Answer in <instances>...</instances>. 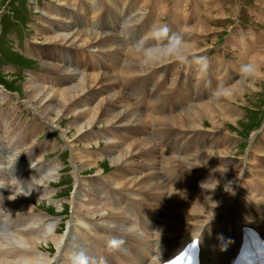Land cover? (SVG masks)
<instances>
[{"label": "bare ground", "instance_id": "obj_1", "mask_svg": "<svg viewBox=\"0 0 264 264\" xmlns=\"http://www.w3.org/2000/svg\"><path fill=\"white\" fill-rule=\"evenodd\" d=\"M55 1L58 4L57 8L60 6L65 7L63 10L65 11V15L68 18L72 16L70 14V9L74 7H78L79 1H82L83 5L88 2V0H55ZM90 1H91V5H90L89 13L83 10L81 7L78 8L77 19L74 22L80 23L83 20V25H81L80 28L76 30V32H73V35H70V33L52 35L50 29L46 27L47 25L43 24L44 20L46 21H48L49 19L56 20L54 19V17L50 16L49 14L55 17L65 18V15L63 13L62 15H59V13L61 12L60 9H58L57 11H53V10L49 11V9H45V11H43L44 16L41 19L42 24L39 27V32L41 34V38L43 39L44 44L55 45L58 43L59 44L63 43L61 47H64V45H66L65 47L67 48H76L73 52H69L66 50H60L58 52L60 53V56L64 60V62L69 64L68 66H62L60 68L61 72L68 75L69 80L71 82L76 80L77 83L72 87H68L67 89L62 90L59 93L58 92L48 93V91L45 90V87L42 86L41 81L40 80L36 81L35 79H33L32 76H30L28 82H26L25 84L26 85L25 89L28 93L26 98L27 99L26 105L30 106L32 103H34L32 104V108H33L32 111L35 113L34 114L35 117L32 120V123L25 128H32L33 130H35V132L37 133V137H39L38 134H40L42 131L45 130V128L49 126L51 127L53 125L54 127L60 126L61 123H58L57 126L55 124L57 123L58 117L60 119L69 116L74 118L72 120V125H70L67 128L70 129L74 127L75 130L77 131V135H74V138L73 137L70 138H73L72 142L76 144L83 143L85 149L90 148L92 146V142L88 139L89 136L88 132L94 129L95 126L94 124L96 122H98L99 124V126L97 125L98 127H100V124H103L104 122L106 127H104L103 129L126 127V126H132L135 128L130 136L131 142L132 141L134 142L130 143L129 145L122 144L123 145L122 151L118 146L114 144H113L114 146H110L112 145V141H107L111 143H107V145L102 148V151L104 152L105 150V152L107 153V154L104 153V155L108 156L107 158L109 159L110 165L113 166L114 168L113 170L114 177H117L118 179V182H116L117 179L114 181L115 183H117L114 184L116 186L113 185L109 187L120 188V191L122 193H125L126 198L125 197L122 198L119 194H115L116 196L115 198L116 200L119 201V204L115 205L116 206L115 209L112 207L114 211H108V210L104 211L103 209L101 210V207L107 208L108 200L102 199L101 202L99 201L98 203H96L93 198L94 196L92 197L89 191H85V189L82 188L80 183L76 187V193L74 192L75 193L74 205H73L74 217L72 216L73 227L72 229L70 228L71 229L70 233L74 232L76 235V232L78 230L83 229L77 226V221L79 220H81V222L83 221V219L90 220V218L97 216L96 214L99 213L100 211H103L104 213L114 212V214L112 215H109L107 213L108 216L110 217V220L107 219L109 220L108 222H110V224H108V227H106L107 236L105 237L103 236V240L106 239L105 247H103L99 251L100 253L98 254V255H104L107 258L109 264H154L156 258L159 257L160 254H161V261L166 260V258L173 256L178 250H181L186 245L190 244L191 240L197 238H199V246L200 248H202V254H199V260L202 259V264H229L232 261V257L234 253L238 252L239 250L240 232L242 231L243 227L250 228L252 231L255 232V241H260L259 240L260 238L264 240V187L260 188L254 185H246L245 187L244 185L241 186L242 182H244L243 180L246 175L250 173L260 174V172H264L263 166L260 165L264 157L258 156V151L255 149L256 147L252 148L251 146L249 150L251 149L250 151L252 152V155L254 153L256 154L258 161V163H256L257 165L254 162H252L250 158L248 159V157L242 160L239 158L240 160L237 159L238 161L234 160V162H237V164H234L233 162L234 165H231L232 163L228 162L229 161L228 159L226 163V167L228 169V171H226L227 172L226 180L223 174V170L221 169V163H215L211 159L217 157L218 155L228 156L233 152V150L229 152L227 146L224 145L225 142L228 145L229 143H231L228 137L226 136V135H230L226 126H228L227 125L228 121H230L232 123L231 125L233 126V122L234 123L237 122L238 119L242 117L240 106H243L242 104H245V101L243 99L244 95L249 94L251 90L256 91L257 82L260 83L264 79L263 78L264 62L262 63V60H264V54L263 56H260V53L258 54V49L255 48L257 45H261L262 43L264 44V37L258 36L254 41L248 40L247 38L237 37L238 39L243 40V43L241 44L238 42V39H236L235 37L236 30L230 32L228 36L230 38L229 39L227 38L228 41L226 43L230 45L233 42L236 43L237 44L236 50H239L238 47H240L241 45H243L245 49L242 53L240 51H237V54H235V56L238 58L237 59L238 61H236V63L232 62L228 64V61H224L223 64V58H221V61L219 60L220 62L219 64L221 65L220 66L218 65L217 67L222 69L225 75L227 74V70L225 66L226 67L228 66L229 68L230 73L226 76L228 78V84L230 85H227L225 87V90L222 91L221 93H217L215 91L212 94L207 93L208 95L206 96L198 94L196 98L197 99L196 102H193L192 99H188V100L185 99L187 95H184V91H183L184 88L182 89L183 86H180V84L182 85V82H184L182 80L183 77L180 78L179 76H177L180 72L176 71V73H172L173 69L170 68L169 65L172 63L175 64V61H171V60L165 61L157 66L152 67L150 70H143L140 67L139 57H137L136 54L129 47L130 41L126 46L123 45L124 43L123 44L121 43V46H124V48L122 49L124 50V53L127 52L129 54L127 55V60L124 62V59L122 57L120 60L114 58L116 54H114L113 51L114 50L118 51L119 46L118 48L115 47L112 49L113 46L110 45H115V43L119 44L118 40H116L115 38V36L120 35L117 33L119 29L118 27H121L122 29L121 35L124 33L125 30L128 31L133 30L135 32L133 38L137 39L140 36H143L146 33H148L151 26L153 24H157L156 20L153 21V23H150L148 28L142 29L141 18L136 14L138 10L137 12H134L135 14L134 13L123 14L122 12L126 11L127 9L126 7L124 8L121 7L120 14L122 13L121 16L124 17L123 20L121 19L118 20L117 25L114 26L115 27V31H114L113 27L104 26L102 23V20L104 19L102 13L104 11L105 4L106 5L108 4V0H90ZM117 1L118 0H114V3H116ZM195 1L197 3L195 6L196 10L199 9L201 10V8H203L204 5L200 4V0H195ZM207 1H208V5H206L207 7L205 6L204 10L210 11V9L212 8L213 0H207ZM173 2L175 7L182 3L181 0H173ZM175 7H173V9ZM106 9H105V13L108 12ZM161 9H162L161 12H164L165 7L162 6ZM0 15H2V12L0 13ZM47 17H49V19ZM96 17H98L99 26L94 31L92 27L97 26V22L94 20V18ZM181 21H183V18ZM205 24L206 23L204 21L199 20L195 23L191 31L197 32L200 35L205 34L208 32L207 30L209 29V28H205ZM136 26L137 27L139 26L138 29H136ZM196 26H198L199 30H196L197 29ZM170 30L172 32H175L171 28ZM114 32H116L117 34H115ZM259 35H261V33ZM249 36L250 38L252 36H253L252 38H255L254 34H250ZM243 37H247V36L244 35ZM184 38L187 41V45L192 53H198L203 51L204 48L201 50V47L205 44L196 41V39L198 38L196 39L191 37L189 38L188 36ZM261 38L263 42L261 41ZM76 40L78 41L77 43ZM67 41H71V43L67 44ZM247 41H251V42H247ZM79 44L82 47L81 51L78 50ZM261 48H259L260 52L262 51ZM91 50L93 51L97 50L101 58H109L111 61H113V64L111 63L109 64V66L111 67L109 71H107L106 73H104V71L100 72L99 67H97V64L100 63V61L95 57V55L92 54ZM249 56L251 57L250 59ZM88 57H94L95 59H93L92 65L88 68V72L84 73L83 72L85 67L84 64L86 63V58ZM248 59L249 62L257 65L259 70L256 71L250 78L247 79L239 78L238 81L233 84L232 78L235 76L234 74L241 72V66L243 64H246L245 62H247ZM109 61L107 62L109 63ZM118 63H120V65H117ZM121 64H122V68H125L122 73V74L125 73L126 75V77L124 78L125 81L131 79L135 81L136 78L142 75H144L146 78L149 76L148 73L152 74L154 72L157 78H159L160 76L165 78L163 81L164 84L157 85L155 81L152 83L150 81V77L148 78L149 82H147V84L150 83L154 88L153 91L154 93H152L150 97L156 98L155 100L156 106L154 105H153L154 107L152 106V108L150 109L151 113L153 114L168 113V115L164 116L163 119L158 120L157 118L158 122L156 123L160 125V128L163 129V131L160 132L158 135L152 134L153 136L149 137L148 135L149 133H146L147 130L144 131L142 129V126L144 125L143 123L145 122L139 119V114L137 112H134L130 109L129 102L127 103L125 101L122 93L120 92V89L118 91H115L116 87L114 86L115 82L113 83L112 81V75L119 73L117 69L121 67ZM76 67L78 68L77 69L78 75L74 74V72H76ZM217 67L214 70V74L222 75V72L218 73ZM51 68L55 69L54 67ZM184 68L187 67L183 66V70H186ZM233 71H235L234 74ZM93 72H95L96 75H94ZM108 72L110 73L113 72V73L109 74ZM72 75H74L73 78H71ZM116 85L118 87V83ZM167 85L170 87H175L174 93L177 92L178 95L177 97L180 100L176 97L175 98L176 102L173 103L172 93L169 94L168 90H167L168 94L166 93L167 95H165L164 88ZM95 88L97 90L103 88L108 92V94H105L102 99L95 100L94 95L92 94V91ZM189 91L192 95L195 94L192 91V89L190 90V87L189 90L186 91V93H188ZM2 93L3 92L0 91V97L2 96L1 98L3 100H6L8 96ZM57 94L59 95L58 102L55 99L49 98L50 96H55ZM173 96L175 97L174 94ZM211 96L212 99H210ZM177 99L179 101H177ZM10 100L13 101V99L11 98ZM238 101H241V103ZM83 102H87L89 106L83 108L84 107ZM112 102L116 103V106L119 107L120 109L119 111L114 112L109 108V104ZM105 103H107V107L112 113L105 111L103 107ZM187 104H191V105L187 106ZM14 106H12L11 108L13 111L11 112L13 114H15L19 110V107H14ZM78 107L82 108L81 111L78 109ZM167 109L170 111L164 112ZM102 112H104V116L100 115ZM228 112H230V115H227ZM169 113L177 114V115L172 116ZM37 119L41 120V122L38 121L37 123L36 122ZM225 120H227L226 123ZM10 122L11 125L8 128H6L5 130L0 129V136L4 137L8 143V146H10L9 144H11L10 148H12V151L10 152L11 153L10 156L7 157L8 160L10 159V161L8 162V166L6 168V167H2L3 165H1L0 172L2 174L7 175L8 178L6 180L8 182H14L13 179H17L21 183L24 184L28 183V185L31 188H33V191L31 192V195L28 197H23V196L17 197L16 199L19 202L16 208H12L11 205L12 202H9L7 198L5 199L6 201L5 200L2 201L7 203L8 209H4L1 202L0 218L3 215H8L7 213L8 211L10 213L9 216L14 218H22V221L24 222V227L13 233H10V235L7 234L6 236H12V238L8 240H6V238L9 237L3 238V236H5L4 233L2 234V236H0L3 238V242L0 241V248L2 250L7 251V255L0 252V264H67V260H66L67 253L73 248L72 247L73 243H70V241L72 240L71 238L74 236L71 234V235H64L62 236V238H59L60 236L57 238L56 235H58L57 232H59V230L57 231L53 227L54 225L53 226L51 225L52 227H48L46 225L44 226L43 223L44 218L42 214L41 216L37 215V213L35 214L36 206L32 201L33 199H37L40 202L43 199L50 201L52 197L51 194L52 191L49 190V187L51 186L50 180L54 179V175H53L54 172L58 171L60 168L58 169L57 166L54 164H44L45 162H42L44 165L48 167V171L45 174L41 175V178L39 179H31V181H26L25 180L26 175L33 171L35 172V170L41 169V166L39 165L40 163L38 161V163L35 162L36 165L34 167L32 168L28 167V165L30 164L32 165V163H34V161H32L31 159H28L30 155L28 156L24 155L25 153L23 150H18L17 148H15L16 145L15 134L17 135V137L19 136L22 137L21 128H24V125L25 123H27V121L25 120L24 122L21 123L19 121V117L14 116L12 119H10ZM205 123H209V125H207L208 126L207 128L205 127ZM202 129L206 130L212 135L201 131ZM195 131L196 133L192 134V132ZM37 137L32 138L31 140L32 144H35V140L37 139ZM166 137L170 139V144L167 149L162 145L163 144L162 141ZM65 138L66 140L69 139L67 136H65ZM260 138H261L260 141L262 142L261 147H263L264 134ZM72 142H68L70 148H74L76 146L75 144L72 146L71 144ZM237 142L238 140H235L236 144ZM213 145L217 146L216 152L215 150L211 152L209 151L210 147L213 148ZM94 146H98V143H96V141ZM44 148L47 151H51L52 149L50 148V145L49 146L44 145ZM99 148L100 147H98L97 149ZM154 148L156 149V155H153L150 161L145 163H140V166L143 169L142 176L140 175V177L137 178H128L124 175L125 167L135 161L134 155L139 154L145 156L146 154H150V152H152ZM72 152L75 153L76 151L72 150ZM159 153L161 154L163 153L162 157L165 156L167 160L164 163V165L158 170V160L162 158L159 156ZM75 155L76 156L78 155V157L79 156L82 157L83 159H85V161L87 160L88 163L87 165L89 166L100 167L98 164L99 158L95 157L96 159H89L87 157L82 156L83 154L75 153ZM25 161H29V164L28 165L24 164L23 162ZM208 162L213 165L208 164ZM16 163H21L19 169ZM9 165H11L10 166L11 168H14V170H16L17 173L15 174H17V176L15 174H14L15 176L10 175L11 174L9 172L10 168L8 169ZM253 168H255L256 170L255 172L251 171ZM100 171H98V173ZM201 172L204 173L207 172L211 174L205 173L206 175H201L200 174ZM106 177L111 180V181L109 180L108 183L109 182L112 183L113 178L109 175ZM107 178L105 179L107 180ZM253 178L256 179L255 177ZM186 179L189 180L190 183L189 186L193 190L191 189V191L188 192V190L190 189L189 187L188 190H184V188L182 187L183 190L187 192L182 191L180 193V192H173L169 188L171 183L180 182L182 180L184 182V180ZM101 180L103 181L102 178ZM217 181H222V182L226 181V182L222 185H219ZM180 187L181 186H179V188ZM220 188H222L221 192H220ZM130 190L132 191L134 190L137 191V193L139 192L143 194L152 193L150 195L153 198L157 197L158 195L165 196L164 206H165L166 215L164 218L161 219L162 221L161 223L157 224V222L154 223L150 221L152 217L150 220L148 219V214H150V211L153 210V208L152 209L150 208L149 210L148 207L146 206L143 205L139 206L138 202L140 203V201H136L137 196L135 195V192L134 191L128 193L125 192ZM4 191L5 192L3 194L0 193V197L5 196L6 194H7L6 197H8L11 194L9 188L8 190H4ZM239 192L243 193L244 195L243 197H245V200L246 199L250 200L251 199L250 197H252L250 194H254V193L256 194V198L257 196L259 198V199L257 198L258 201L256 202L257 206L258 204L259 206L258 208H255L259 216L253 217V219L245 220L247 224L240 222L239 218L236 216V214L237 215L241 214L242 209L241 210L236 209V213H235L234 208L232 206V203L234 202V198L236 197V195H238L237 193ZM82 196L84 197L83 199L81 198ZM252 198L254 199L255 197ZM125 201L131 205L126 204ZM147 204L149 205L150 203L148 202ZM122 206H124L123 210L125 212L119 213V210L123 211L120 209ZM191 213H197L200 216L206 217V219H209L211 217L213 218L216 214L219 213L220 218H217V221L221 219L222 223H219L218 228H215L214 230H210L207 222L206 223L204 222L205 220L195 222L196 221L195 219V221L193 220L194 221L193 223L187 221L186 220L187 216L192 215ZM83 214L85 216H83ZM82 216L84 217L83 219ZM88 216L90 218H88ZM132 217L135 218L133 219ZM115 218L117 219V221H114L116 220ZM131 220L136 222V224L140 228V230H138L140 233H137V230H134L133 224H131L130 226V222L132 223ZM84 221L83 223H85ZM100 221L102 222V220ZM85 224H83V226H85ZM70 225L72 226V224ZM99 225L101 226V224ZM99 225L97 224L96 227L98 228ZM147 225L149 226L146 229ZM90 228H93V224L92 227ZM206 228L208 231L204 232V229ZM39 229L43 231V235L41 237L38 234ZM96 231L95 233H98ZM27 233L30 234L27 236L26 235ZM88 233L86 234L88 235ZM217 234L232 236L234 237V240L230 238L231 241H227L224 247L220 244L222 242L220 241ZM113 238L123 240L124 244L121 246L119 250L109 252L107 248L108 241ZM206 238L209 241H211L209 244H206ZM47 240L52 241L58 248L57 250L59 255L56 256L52 262H50L51 258L46 259L42 256L43 254L42 255L40 254L42 250V246H40V244L41 243L43 244L44 242L48 243L49 241ZM85 241L86 240H84V242ZM172 242H175V245H173ZM76 245H77V241H76ZM52 251L53 248L51 246H48L47 247L48 254H50ZM10 254H13V257H10L9 256Z\"/></svg>", "mask_w": 264, "mask_h": 264}, {"label": "rangeland", "instance_id": "obj_2", "mask_svg": "<svg viewBox=\"0 0 264 264\" xmlns=\"http://www.w3.org/2000/svg\"><path fill=\"white\" fill-rule=\"evenodd\" d=\"M142 1H140V0H118L116 3H114V0H108V4L107 5L105 4V8H104V11L102 13V15L104 16L102 23L104 26L113 27V29L115 31L114 26L117 25L118 20H120V19L123 20L124 16H121L122 13L123 14L124 13L130 14V13L137 12V10H138V12L136 14L138 16H140V18H141V21H142V27L141 28L142 29L148 28L149 24L153 23V21L156 20L157 24H166L169 28H171L175 32H177V31L181 32L184 35V37L188 36L189 38L190 37L195 38V39L198 38V39H196V41H199V42H202L203 44H205L201 47V50L204 48L203 51L198 52V54L203 53L204 55H207L211 61V64H210L211 68L210 69H212V70L209 69V71L206 74H200L197 71H195V69H190L188 66L182 65L178 62H175V64H178V65H175L173 63L169 65L170 68L173 69L172 73H176V71L180 72L177 76H179L180 78L183 77L182 80L184 82H182V85L180 84V86L186 85V86H184V89L186 88L185 90L182 87V89L184 91V95H186V91H188V88H189V86L187 87L188 83L192 87L194 86V84L191 81L196 80L200 83L204 82L205 80L210 81L211 86L209 87V90L205 91L202 94L201 92H199L197 90L193 91V89H192V91L195 94L194 95L191 94V98L186 97L185 98L186 100L192 99V96H195V98H197L198 94L206 96V95H208L207 93L212 94L215 91L217 93H221L222 91L225 90V87L227 85H230V84H228V78L226 76L230 73L229 68H228V66L227 67L225 66V68L227 70V74L225 75V73L222 71V69L217 67L218 65L219 66L221 65V64H219L220 63L219 60L221 61V58H223V64H224V61H228V64L232 63V62L236 63V61H238L237 60L238 58L235 56V54H237V51H240L242 53L245 50L243 45L238 47L239 50H236V47H237L236 43L233 42L231 45L226 43L228 41V39L230 38V37H228L230 32L236 30V33H235L236 39H238L237 37H240V38L242 37V38H247L248 40L254 41V40H256V37H258V36L264 37V0H213L212 8L210 9V11L204 10L205 6L208 5L207 0H200V4L204 5L203 8H201V10L200 9L196 10L195 6L197 3L195 0H192V1L191 0H181L182 3L177 5L176 7L173 4L174 3L173 0H165V1L164 0H142ZM90 5H91L90 0H88V2L84 5H83L82 1H79L78 7H74L72 9H70V14L72 16H70V18H68L65 15V11L63 10L65 7L60 6L57 8L58 4L55 0H0V12H2V15H0V91L3 92L2 94H6L8 96V98L6 100H3L1 98L2 96L0 97V129L5 130L6 128H8L11 125L10 119H12L14 116H18L19 121L21 123L24 122L25 120L27 121V123H25V125H24V128H21L22 137L19 136L20 137L19 138L15 134V138H16L15 148H17L18 150H23L25 153L24 155H27V156L30 155L29 156L30 158L28 157V159H31L32 161H34V163H32V165L31 164L28 165L29 161L23 162L24 164H26V165H28V167L32 168L36 165L35 162L38 163V161H39V163H40L39 165L41 166V169L35 170V172L33 171L34 173L31 172V173L27 174L25 180L31 181V179L41 178V175L45 174L48 171V167L44 164H54L57 166L58 169L60 168L58 171L54 172V174H53L54 179L50 180L51 186L49 187V190L52 191L51 192L52 197H51L50 201L45 200V199L41 200V202L37 199L32 200L34 202V205L36 206L35 214L37 213V215H39V216H41V214H42V216L44 218V221H43L44 226L46 225L48 227H52L54 225L53 227L57 231L59 230V232H57L58 235H56L57 238L59 236H60L59 238H62V236H64V235H71L72 234L74 237L71 238L73 241L71 240L70 243H73L72 244L73 248L80 247L82 244L88 245V247H90V245H91L93 247V249L99 254L100 253L99 251L103 247H105V240L106 239L103 240V236L104 237L107 236L106 235V229H107L106 227H108V224H110V222H108L110 220V217L108 216V214L112 215V214H114V212H112V213L107 212L108 213L107 214V213H104L103 211H100L99 213L96 214L97 216H95L93 218H90L88 216V218H90V220L89 219H83L84 218L83 216H85L83 214V216H82L83 221L85 220L84 221L85 223L87 221L88 222L85 224V223H83V221L81 222V220L77 221V226H79L83 229L78 230L77 231L78 233L76 232V235L74 232L70 233V230L73 227V223H72V219L74 217L73 216V210H74L73 205H74V195L76 193V187L81 183L82 188L85 189V191H89L90 194L92 195V197L94 196L93 198H94L96 203H98L99 201L101 202L102 199H107L108 200L107 201V208L101 207V210L103 209L104 211H107V210L108 211H114L113 208L115 209V207H116L115 205L119 204V201L116 200V198H115L116 197L115 194H119L122 198H124V197L126 198V195H125V193H122L120 191V188H116V187L110 188L114 184H117L114 182L117 179V177H114V175H113L114 168H113V166L110 165L109 159L107 158L108 156L104 155V153H106V152H105V150L103 152L102 148L105 147L107 145V143H111V142H107V141H112V145H110V146L116 145L122 151L124 144L129 145L130 143L134 142V141L131 142L130 136H131V133L133 132V130L135 128L132 126H126V127H115V128L103 129L104 127H106L105 123L103 122V124H100V127H98L99 124H98V122H96L97 124L96 123L94 124L95 125L94 129L90 130L88 132L89 133L88 139L92 142V146L90 148H86V149H85L83 143L82 144H76V143L72 142L74 135H77V131L75 130L74 127L70 128V129H68L67 127L72 125V120L74 119L73 117L69 116V117H65L62 119H60L58 117L57 123H55V124L57 126L58 123H61V125L57 126V127H54V125L52 127L51 126H49L47 128L44 127L45 130L40 133L41 135L38 134L39 137H37V133L32 128H25V127H28L32 123V120L35 117V115H34L35 113L32 111V109H33L32 104H34V103H32L30 106L26 105L27 104L26 98H27L28 93L25 89V87H26L25 84H26V82H28L30 76H32L33 79H35L36 81L40 80L42 86L45 87V90H47L48 93H53V92L59 93L62 90L67 89L68 87H72L77 83L76 80L71 82L69 80L68 75L61 72L60 68L62 66H68L69 64L64 62V60L60 56V53L58 52L60 50H66L69 52H73L76 48H67V47H65L66 45H64V47H61L63 45V43L62 44L58 43L55 45L43 43V39L41 38V34L39 32V27L42 24L41 19L44 16L43 11H45V9H49V11L50 10L57 11L58 9H60L61 12L59 13V15H62V13L65 15V18H62V17H55V16L48 13L50 16L54 17V19H56V20H51V19H49V17H47L49 20L48 21L44 20L43 24L47 25L46 27H48L50 29V32L52 35H54V34H66V33H70V35H73V32H76V30H78L80 28V26L83 25V20L80 23L74 22L77 19L78 8L81 7L83 10H85L89 13ZM127 6H129V7H127ZM162 6L165 7L164 12H161ZM121 7H123V8L126 7L127 10L120 14V8ZM142 7H144V8H142ZM173 7H175V8L173 9ZM105 9L108 11L107 13H105ZM46 11H48V10H46ZM104 14H106V15H104ZM132 16H133V14H132ZM182 18H183V21H181ZM94 20L97 22V26L92 27V29L95 31L96 28L99 26L98 17L94 18ZM199 20H202L206 23L205 28H209L207 30L208 32L205 34H202V35H200L197 32L191 31L193 26L195 25V23ZM198 26H196V28H197L196 30H199ZM138 27L136 26V29H138ZM118 28L119 29H118L117 33L120 35L115 36V38H116V40H118L119 44L115 43V45H110V46H113L112 49L115 47L118 48V46H119L118 51L116 50L117 52L115 50L113 51V53L116 54V56H114V58L117 60H120L122 57L124 59V62H125L127 60V55H129V54L127 52L124 53V50H122V49L124 48V46H126L129 43V41L131 43L132 41L135 40L133 38V35L135 34V32L133 30H131V31L125 30L124 33L121 35L122 29H121V27H118ZM237 31L239 32V34ZM190 32H192V33H190ZM114 33L117 34L116 32H114ZM260 33H261V35H259ZM242 34H243V36L246 35L247 37H243ZM250 34H254L255 38H252L253 37L252 36L251 37L252 39H251L249 36ZM126 36H127V38H126ZM121 37H122V39H121ZM261 41L263 42L262 38H261ZM77 42L78 41L76 40V43ZM238 42L242 44L243 40L238 39ZM247 42H251V41H247ZM70 43H71V41H67V44H70ZM121 43L122 44L124 43L123 44L124 46H121ZM78 46H79L78 50L81 51V49H82L81 45L79 44ZM120 47H122V48H120ZM255 48L258 49V54L260 53V56H263L264 44L262 43L261 45H257ZM259 48H261V50H262L261 52L259 51ZM105 49H107V48H105ZM119 51H121V52H119ZM91 52L100 61V63L97 64V67H99L100 72L104 71V73H106L107 71H109L111 68L109 66V64L110 63L113 64V61H111L109 58H101V56L97 52V50H94V51L91 50ZM122 52L124 55L122 54ZM117 56H119V57H117ZM250 56H249V59L251 58ZM93 59H95V58L94 57L86 58V63L84 64L85 67H84V71H83L84 73L88 72V68L92 65ZM213 59H214V61H213ZM217 59H218V62H217ZM249 59L245 63H249ZM106 60L107 61L110 60L109 63ZM239 62H240V60H239ZM263 62H264V60H262V63ZM63 63H64V65H63ZM117 65H120V63H118ZM183 66L187 67V68H184L186 70H183ZM263 66H264V64H263ZM51 67H54L55 69H52ZM216 67H217L218 73L222 72V75L214 74V70ZM175 68H176V70H175ZM77 69L78 68L76 67V72H74L75 75H78ZM119 69H117L119 72L118 74L112 75V81H113V83L115 82L114 86L116 87L115 91H118L120 89V92L122 93L125 101L127 103L129 102L130 109L134 112H137L139 114V119H141V120H143V122H145V123H143L144 125L142 126V129L144 131L147 130L146 133H149L148 134L149 137L153 136L150 134V130L152 127H153V133L152 134L158 135L160 132L163 131V129L160 128V125H158L156 123V122H158L157 118H158V120L163 119V117L168 115V113H164V114H153V113H151L150 109L152 108V106L153 105L156 106L155 105L156 104V102H155L156 98L150 97L151 94L154 93L153 92L154 88L152 87V85L150 83L147 84V82H149L148 78L150 77V81L152 83L155 81L157 85L164 84L163 81L165 78L161 77V76L159 77L160 79L157 78V76L154 72L152 74L148 73L149 76L146 78L144 75H142V76H140L141 78L138 77L135 79V81L133 79L128 80V81L126 80L127 81V83H126V81L124 79L126 77V75H125V73L122 74L125 68H122V64H121V67ZM93 73H94V75H96L95 72H93ZM108 73L112 74L113 72H111V73L108 72ZM234 73H235V71H233V74ZM262 73H263V71H262ZM234 75L235 76L232 78L233 84L235 82H237L239 78H241L242 73L239 72V73H236ZM73 76L74 75H72L71 78H73ZM121 77H122V79H121ZM116 78H118V79H116ZM114 79H116V80H114ZM161 79H163V80H161ZM122 80H124V81H122ZM116 81L118 83V87L116 85L117 84ZM167 86L164 88L165 95H167L168 92H169V94L172 93V102L175 103L176 102L175 98L178 96L177 92L174 93L175 87H170V86L167 87ZM46 87H48V88H46ZM167 90H168V92H167ZM190 90H191V88H190ZM92 94L94 95L95 100H99V99H102L105 94H108V92L103 88L100 90H97L95 88L92 91ZM173 94L175 95V97L173 96ZM58 97H59V95L57 94L55 96H50L49 98L55 99L58 102L59 101ZM10 98L13 99V101H11ZM136 98H138V99H136ZM178 99H177V101L180 100V99L179 100ZM210 99H212V96L210 97ZM243 99L245 101V104H242L243 106H240V110L242 112V117L240 119H238L237 122H235V123L233 122V126L231 125L232 123L230 121H228V123H227L228 126H226L228 129V132L230 134V135H226V136L228 137V139L230 140L231 143H229V145H228L225 142L224 145L227 146V149L229 152L232 150H233V152L228 156L218 155L217 157L211 159L215 163H221V169L223 170L225 180H226V173H227L226 171H228V169L226 167V163H227L228 159H229L228 162L232 163L231 165L237 164V162H234V160L238 161L240 159L241 160L244 158L246 159V157H248V159L250 158V160L252 162H254L255 164L258 163L256 154L254 153L252 155V152L250 151L251 149L249 150V148L251 146H252V148L256 147L255 149L258 151V156L264 157V146L261 147L262 142L260 141L261 140L260 137L264 134V127H263V124H264V79L260 83L257 82L256 91L251 90L249 94L244 95ZM195 100H197V99H195ZM238 102L241 103V101H238ZM190 105L191 104H187V106H190ZM12 106L19 107V110L15 114L12 113L13 112L11 109ZM83 106H84L83 108H85V107H88L89 105L87 102H83ZM103 107H104L105 111L112 113L108 109L107 103H105L103 105ZM109 108L114 112H117L120 110L119 107L116 106L115 102L110 103ZM78 109L81 111L82 108L78 107ZM168 111H170V110L167 109L164 112H168ZM143 114H145V115H143ZM100 115L104 116V112H102ZM170 115L175 116L177 114H170ZM227 115H230V112H228ZM38 121L41 122V120L37 119L36 122L38 123ZM226 122H227V120H225V123ZM207 125H209V123H205L206 128L208 127ZM54 128H56V129H54ZM74 130L76 133L74 132ZM103 131L105 134L103 133ZM201 131L209 133L203 129ZM62 133H63V136H62ZM193 133H196V131L192 132V134ZM209 134H211V133H209ZM64 135L67 136L69 139L66 140ZM33 137H37V139L35 140V144L31 143V140ZM70 137H73V138H70ZM3 139L5 142L3 141ZM235 140H238L237 144L235 143ZM8 141H9V139H8ZM95 141H96V143H98V146H94ZM68 142H72L71 143L72 146L74 144L76 146L74 148H70ZM93 142H94V144H93ZM38 143H40V144H38ZM162 143H163L162 144L163 147H165L167 149L169 144H170V139L168 137H166L163 139ZM9 145L10 146H8V143L5 140V138L0 136V166L3 165L2 167H6V168L8 166V162L10 161V159L8 160L7 157L10 156V154H11L10 152L12 151V148H10L11 144H9ZM44 145L45 146L50 145V148H52L51 151H47L44 148ZM98 147H100V148L97 149ZM216 147H217L216 145H213V148L210 147L209 151L211 152V151L215 150V152H216ZM72 150H75L76 151L75 153H77V154H83L82 156L87 157L89 159L99 158L98 164L100 167H96V166L94 167V166L87 165L88 164L87 160L85 161V159H83L80 156H79L80 157L79 158L78 155L76 156L75 153L72 152ZM78 152H80V153H78ZM96 155H98V156H96ZM153 155H156V149L155 148L153 149L152 152H150V154H146L145 156H142L139 154L134 155L135 161L130 163L129 165H127L125 167L124 175L128 178H137V177H140V175L142 176L143 169L140 166V163H145V162L150 161ZM81 159H83V160H81ZM166 160H167V158L165 156L162 157L160 160H158V170L164 165ZM52 161H54L56 164ZM42 162H45V163L43 164ZM233 162H234V164H233ZM208 164L213 165L209 162H208ZM11 165H9V167H8V169L10 168L9 172L11 173V174L10 173L9 174L11 176H15V175L17 176V174H15V173H17L16 170H14V168H11L10 167ZM16 165L18 166V169H19L21 166V163H16ZM210 165H208V166H210ZM260 165L263 166V168H264V158L261 161ZM82 167H84V168H82ZM253 169H254V171H253ZM253 169L251 171L255 172L256 171L255 168H253ZM98 171H100L99 172L100 174L98 173ZM20 172H22V171H20ZM101 172H102V174H101ZM205 173H207V172H205ZM205 173L201 172L200 174L206 175ZM207 174H211V173H207ZM108 175L113 178V179L111 178L112 183L109 182L111 185L108 183V181L110 179H108L106 177ZM0 176L2 177V178L0 177L1 178L0 184L3 182L2 184L7 185L5 187L0 188V193L3 194L5 192L4 190H8V188H9L8 185H11L13 182H8L6 180L8 178L6 174H2L0 172ZM97 177H100V178H97ZM253 177H255L256 179H254ZM101 178L103 179L104 182L101 180ZM105 178H107V180ZM9 179H10V177H9ZM243 181L244 182H242L241 186L244 185V187H245L246 185H254V186L262 188V187H264V172H260V174L250 173V174L245 176ZM116 182H118V179L116 180ZM217 182L219 183V185H222L226 181L225 182L217 181ZM189 184H190L189 180L186 179V180H184V182L182 180L180 182L171 183L169 188L173 192H180V193L182 191L187 192L184 190H188L190 188L188 190V192H189L192 189L189 186ZM114 186H116V185H114ZM179 186H181V187L179 188ZM182 187L184 188V190ZM186 187H187V189H186ZM114 189H116V190H114ZM175 189H177V190L180 189V190L177 191ZM221 189L222 188H220V192H221ZM122 191H124V190H122ZM133 191L130 190V191H125V192L128 193V192H133ZM134 192H135V195L137 196L136 201H140V203H142L141 205L148 207L149 210H150V208L151 209L153 208V210L150 211V214H148V219L150 220L152 217V219L150 221H152L154 223L157 222V224L161 223L162 222L161 219L164 218L166 215L165 206H164L165 205V203H164L165 202V196L158 195L157 197L153 198L150 195L152 193L143 194V193H139V192L137 193V191H134ZM103 193H104V195H103ZM237 194L238 195H236V197L234 198V202L232 203V206L234 208L235 213H236V209H240V210L242 209L241 214L240 215L236 214V216L239 218L240 222L247 224L245 222V220L253 219V217L259 216V214L255 210V208H258V206H259V204L257 206V203H256L259 198L257 196V198H258L257 199L256 194L254 193V194H250L252 197H255L254 199L252 197H250L251 198L250 200L249 199L245 200V197H243L244 196L243 193L239 192ZM6 196H7V194L5 196H2L3 199H0V205L2 202V206L4 207V209H8L7 203L2 201V200H5L7 198ZM97 196H99V197H97ZM240 196H241V198H240ZM112 197H114V198H112ZM81 198L83 199L84 197L82 196ZM97 199H98V201H97ZM159 200H160V202H159ZM8 201L12 202L11 203L12 208H16L17 204L19 202L17 199L8 200ZM37 202H40V203H37ZM148 202L150 203L149 205L147 204ZM111 204H112V206H111ZM123 207L124 206H122L120 209L123 210ZM142 208H144V207H142ZM120 212L124 213L125 211L119 210V213ZM99 214H100V216H99ZM101 214H102V216H101ZM191 214L192 215L187 216V219H186L187 221H190V223H193L195 221V219H196L195 222L205 220L204 222L205 223L207 222L210 230H214L215 228H218L219 223H222L221 219L219 220L221 222L217 221V218H220L219 213L215 215L217 217L214 216L213 218L211 217L209 219H206V217L200 216L197 213H191ZM132 218L134 219L135 217H132ZM107 219H109V220H107ZM100 220H102V222ZM103 221H104L105 225L103 224ZM114 221H117V219ZM80 223H82V224H80ZM106 223H107V225H106ZM0 224H4V228L6 229L4 231L5 236H3V238L9 237V238H6V240L12 238V236H6L7 234L10 235V233H13V232L24 227V222L22 221V218H14V217H11L9 215H3L0 218ZM70 224H72V226ZM83 224H85V226H83ZM92 224H93V228H90V227H92ZM97 224L98 225L101 224V226L99 225L97 228L96 227ZM131 224L132 223L130 222V226H131ZM94 226H95L97 231L95 230ZM148 226L149 225L146 226V229L148 228ZM99 227H101V228H99ZM48 230H49V228H48ZM94 230L96 232H98L99 234L95 233ZM134 230H136V229L134 228ZM206 231H208L207 228L204 229V232H206ZM86 233H88V235ZM137 233H140V232L137 230ZM29 234L30 233H27L26 235L28 236ZM38 234L41 237L43 235V231H41V229H39ZM77 234H78V236H77ZM182 237H184V236H182ZM3 238L0 237L1 242H3ZM74 239L75 240L77 239L76 240L77 245H76V241ZM83 239L86 240L87 242L86 241L84 242ZM47 241H49V242L48 243L44 242L43 244L42 243L40 244V246H42V250H41L40 254L41 255L43 254L42 256L46 259L51 258L50 262H52L53 259L59 255L58 250H57L58 248L56 247V245L52 241H50V240H47ZM78 241H79V243H78ZM48 246H51L53 248V251L50 254H48V252H47ZM0 252L7 255V251L2 250L1 248H0ZM9 256L13 257V254H10Z\"/></svg>", "mask_w": 264, "mask_h": 264}, {"label": "clouds", "instance_id": "obj_3", "mask_svg": "<svg viewBox=\"0 0 264 264\" xmlns=\"http://www.w3.org/2000/svg\"><path fill=\"white\" fill-rule=\"evenodd\" d=\"M129 47L139 57L140 67L143 70H150L154 66L171 60L188 66L190 69H195L200 74H206L211 64L207 55L192 53L184 35L179 31L172 32L166 24H153L148 33L132 41ZM258 70V66L254 63L243 64L241 78H250ZM5 186L0 184V187ZM8 186L11 192L7 197L8 200H15L19 196L28 197L33 191L28 183H21L17 179H14V182ZM0 199L3 198L0 197ZM7 213L10 215L8 211ZM123 244V240L113 238L108 241V251H117ZM66 260L67 264H109L104 255L93 254L84 246L70 250ZM154 264H162L161 254L156 258Z\"/></svg>", "mask_w": 264, "mask_h": 264}, {"label": "snow or ice", "instance_id": "obj_4", "mask_svg": "<svg viewBox=\"0 0 264 264\" xmlns=\"http://www.w3.org/2000/svg\"><path fill=\"white\" fill-rule=\"evenodd\" d=\"M173 264H178V261H174Z\"/></svg>", "mask_w": 264, "mask_h": 264}, {"label": "flooded vegetation", "instance_id": "obj_5", "mask_svg": "<svg viewBox=\"0 0 264 264\" xmlns=\"http://www.w3.org/2000/svg\"><path fill=\"white\" fill-rule=\"evenodd\" d=\"M173 245H175V242H172Z\"/></svg>", "mask_w": 264, "mask_h": 264}, {"label": "water", "instance_id": "obj_6", "mask_svg": "<svg viewBox=\"0 0 264 264\" xmlns=\"http://www.w3.org/2000/svg\"><path fill=\"white\" fill-rule=\"evenodd\" d=\"M1 13V12H0Z\"/></svg>", "mask_w": 264, "mask_h": 264}]
</instances>
